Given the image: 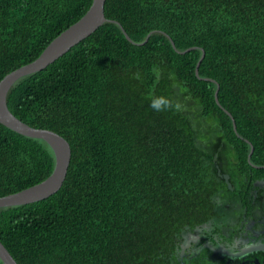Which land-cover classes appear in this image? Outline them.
Returning <instances> with one entry per match:
<instances>
[{
	"label": "trees",
	"instance_id": "trees-1",
	"mask_svg": "<svg viewBox=\"0 0 264 264\" xmlns=\"http://www.w3.org/2000/svg\"><path fill=\"white\" fill-rule=\"evenodd\" d=\"M92 2L0 0V81ZM105 15L115 23L8 95L11 112L65 138L72 159L56 194L0 209V241L18 264H201L177 248L211 220L198 213L221 180L211 152L239 150L242 166L248 139L252 161L264 156V0H107ZM154 98L172 107L156 111ZM54 166L45 141L0 123V198Z\"/></svg>",
	"mask_w": 264,
	"mask_h": 264
},
{
	"label": "flooded vegetation",
	"instance_id": "flooded-vegetation-1",
	"mask_svg": "<svg viewBox=\"0 0 264 264\" xmlns=\"http://www.w3.org/2000/svg\"><path fill=\"white\" fill-rule=\"evenodd\" d=\"M245 141L251 150L248 163L242 166L239 150L222 146L211 152L213 170L221 180L205 208L198 206L199 220H211L197 225L178 243L181 257L195 256L201 264H264V156H258L260 164L254 163L255 150ZM223 175L229 177L231 186Z\"/></svg>",
	"mask_w": 264,
	"mask_h": 264
},
{
	"label": "water",
	"instance_id": "water-1",
	"mask_svg": "<svg viewBox=\"0 0 264 264\" xmlns=\"http://www.w3.org/2000/svg\"><path fill=\"white\" fill-rule=\"evenodd\" d=\"M106 1L107 0H93L91 7L84 14V16L69 28H67L65 31H63L61 34H59L45 48V50L36 60L14 70L0 81V123L23 136L45 141L51 147L55 157L54 170L47 179L20 192L0 198V209L28 205L38 201H42L53 196L61 190L66 180L72 159V149L69 142L56 132L34 128L17 118L9 109L8 95L12 88L21 79L26 76L43 71L48 66L64 56L66 53H68L73 47L90 37L105 23H115V21H110L106 18ZM122 31L127 40L134 43L131 37L123 28ZM153 33L154 32L150 33L143 43H146ZM167 37L171 40L173 47L176 49L175 43L172 41L171 37ZM194 49L196 48H190L180 53H187ZM204 57L205 51H203V54L196 66V75L199 78V68ZM205 80L215 82V80L213 79ZM218 93L219 86L215 93V100L221 107ZM222 109L231 117L234 124V129L235 131H237L236 123L234 118L232 117V114L224 108ZM223 178L230 184L229 177L227 175H223ZM0 261L2 264H18V262L1 241Z\"/></svg>",
	"mask_w": 264,
	"mask_h": 264
},
{
	"label": "clouds",
	"instance_id": "clouds-1",
	"mask_svg": "<svg viewBox=\"0 0 264 264\" xmlns=\"http://www.w3.org/2000/svg\"><path fill=\"white\" fill-rule=\"evenodd\" d=\"M150 107L156 111L165 110V108H171V103L167 102L164 98H154L151 103ZM175 107L179 109L180 105L176 104Z\"/></svg>",
	"mask_w": 264,
	"mask_h": 264
}]
</instances>
